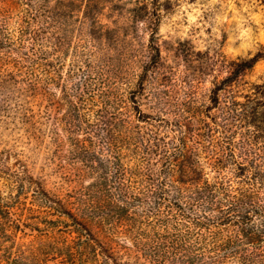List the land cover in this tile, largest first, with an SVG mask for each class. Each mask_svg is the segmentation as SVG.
<instances>
[{
    "label": "trees",
    "instance_id": "16d2710c",
    "mask_svg": "<svg viewBox=\"0 0 264 264\" xmlns=\"http://www.w3.org/2000/svg\"><path fill=\"white\" fill-rule=\"evenodd\" d=\"M108 3L0 0V146L19 164L42 151L80 184L64 199L23 180L17 196L0 193V264H264V85L232 90L264 54L231 62L212 105L180 102L173 122L161 113L166 80L147 74L163 58L155 14L124 10V28L110 29ZM137 26L151 56L128 92ZM75 32L87 45L69 90L60 48ZM107 220L126 236L92 230Z\"/></svg>",
    "mask_w": 264,
    "mask_h": 264
},
{
    "label": "rangeland",
    "instance_id": "374dc122",
    "mask_svg": "<svg viewBox=\"0 0 264 264\" xmlns=\"http://www.w3.org/2000/svg\"><path fill=\"white\" fill-rule=\"evenodd\" d=\"M109 1L111 2L108 3L109 18H102V23L110 29L116 26L124 28L123 23L116 24L115 18L123 16L118 13L127 10L139 13L144 10V12L155 14L152 17L156 22V41L162 51L163 58L158 72L156 69H151L147 74H152L153 78L157 73L159 75L157 78L166 80L167 83L163 89L166 92L165 98L168 103H165L161 113L173 122L178 119L176 114L182 107L180 102L183 104L190 98H196L205 111L212 105L210 96L214 82L229 75L231 62L238 59H250L259 53L264 54V0ZM136 28L138 38L132 42L135 55L127 62L130 66L126 73L129 80L127 83L129 82L130 85H124L128 92H133L134 89L140 91L139 74L144 73L143 68L146 69L149 65L151 56L146 49L150 39L149 29L138 26ZM64 45L65 48L68 46V49L60 48L59 61L63 63V80H66V86L70 90L76 79H68L66 70L73 61L75 49L83 48L87 43L84 40L80 41L79 35L75 32L66 38ZM206 66L210 67L209 74H204L199 79L200 70L205 71ZM152 70L155 72L153 73ZM255 85H264V56L246 76L239 80L236 88L232 90L238 92L240 90L247 94ZM230 96L227 92H222L220 94L221 102L226 101V98ZM139 97L141 100L144 98L142 93ZM142 109L145 112L155 114L157 112V110L153 111L145 106ZM210 114L217 117V110L212 109ZM207 120L211 122L210 118ZM218 122L221 124L223 120L218 118ZM238 132L242 131L238 129ZM236 138H239V135H236ZM14 150L0 146L3 157L0 162V193L3 197L17 196V187L20 184L18 180H23L22 183H26L28 190H31L29 185L37 186L35 185L37 183L51 195L62 199L67 195L75 196V193H79L80 184L73 181L72 178L64 177L69 171L68 167L64 170L56 164L50 167V162L46 161V155L42 151H39V154L37 152L34 157L30 156V160L22 161L19 164ZM21 165L26 168L25 172ZM86 185L88 182L85 183ZM23 198L26 199V197ZM26 200L27 206H30L28 204L29 193ZM23 210L21 207L19 212L22 213ZM112 222L107 220L103 224L97 225L99 227L92 225V230L100 234H104L102 231L111 230V232H115V238H124L126 235L120 233L121 230L117 229ZM17 240L21 241L22 237L18 235ZM49 264L54 263L50 262Z\"/></svg>",
    "mask_w": 264,
    "mask_h": 264
}]
</instances>
